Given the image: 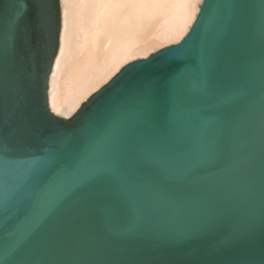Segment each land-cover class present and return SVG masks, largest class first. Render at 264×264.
<instances>
[{
  "label": "water",
  "instance_id": "95a60500",
  "mask_svg": "<svg viewBox=\"0 0 264 264\" xmlns=\"http://www.w3.org/2000/svg\"><path fill=\"white\" fill-rule=\"evenodd\" d=\"M40 2L39 40L0 38V264H258L264 0H202L67 119L48 106L59 0Z\"/></svg>",
  "mask_w": 264,
  "mask_h": 264
},
{
  "label": "bare ground",
  "instance_id": "6f19581e",
  "mask_svg": "<svg viewBox=\"0 0 264 264\" xmlns=\"http://www.w3.org/2000/svg\"><path fill=\"white\" fill-rule=\"evenodd\" d=\"M202 0H59L48 106L71 117L122 67L180 42Z\"/></svg>",
  "mask_w": 264,
  "mask_h": 264
},
{
  "label": "snow or ice",
  "instance_id": "6c2138e0",
  "mask_svg": "<svg viewBox=\"0 0 264 264\" xmlns=\"http://www.w3.org/2000/svg\"><path fill=\"white\" fill-rule=\"evenodd\" d=\"M44 24V6L40 0H13L7 18L0 16V38L7 39L15 45L18 38H31L33 42L42 36ZM4 84L0 79V99L3 98ZM39 185V173L29 178L28 189ZM240 264H256L254 260L241 261ZM258 264H264L262 250Z\"/></svg>",
  "mask_w": 264,
  "mask_h": 264
}]
</instances>
